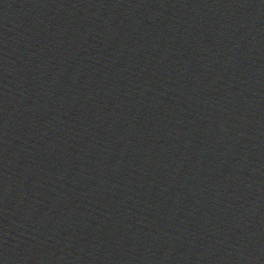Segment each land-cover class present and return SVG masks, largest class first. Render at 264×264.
Listing matches in <instances>:
<instances>
[{
	"label": "water",
	"instance_id": "95a60500",
	"mask_svg": "<svg viewBox=\"0 0 264 264\" xmlns=\"http://www.w3.org/2000/svg\"><path fill=\"white\" fill-rule=\"evenodd\" d=\"M0 264H264V0H0Z\"/></svg>",
	"mask_w": 264,
	"mask_h": 264
}]
</instances>
